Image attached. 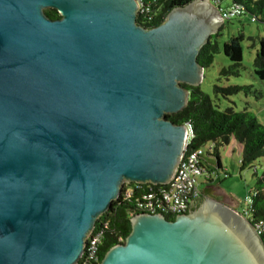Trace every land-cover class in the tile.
<instances>
[{"label":"water","instance_id":"obj_1","mask_svg":"<svg viewBox=\"0 0 264 264\" xmlns=\"http://www.w3.org/2000/svg\"><path fill=\"white\" fill-rule=\"evenodd\" d=\"M140 3L0 0V264H77L123 184L172 179L187 127L166 114L199 86L223 20L191 0L145 27ZM192 202L173 219L134 214L97 264H264L237 210Z\"/></svg>","mask_w":264,"mask_h":264},{"label":"trees","instance_id":"obj_2","mask_svg":"<svg viewBox=\"0 0 264 264\" xmlns=\"http://www.w3.org/2000/svg\"><path fill=\"white\" fill-rule=\"evenodd\" d=\"M191 0H140L147 13H137L136 21L145 26L159 24L166 14L175 6H182ZM242 5L245 13L250 14L258 20L264 21V0H233ZM44 13L51 19H57L58 13L54 9H45ZM150 17V20H147ZM219 32L211 35L208 41L201 47L197 61L204 68L208 67L219 50L228 58L231 64L220 70V75H238V66L241 60V47L239 42L243 39L241 34L223 41L220 45L216 40ZM253 74L261 81H264V40H259V48L252 59ZM189 90L186 106L177 113L166 114V117L177 124H188L191 129V139L188 148L202 147L206 143H213V151L209 154L216 159L219 168L218 150L228 144L233 138L241 145L239 169L253 167V162L264 156V126L259 123L253 112L244 108L236 111L232 107L220 110L212 99L200 90L199 86H186ZM252 85H229L226 87L214 86L215 93L226 96L238 93L241 90L250 91ZM255 168V167H253ZM255 170V169H254ZM135 185L134 183H132ZM152 184H139L140 188L146 189ZM254 195H251L250 212L254 219L264 220V171L254 184ZM129 206L125 202L116 199L112 201L109 211L102 214L100 221L106 222L103 238L99 244V261L103 254L113 245L121 243L118 237L125 236L130 231L128 215ZM167 219L174 216L165 215ZM264 244V234L261 236Z\"/></svg>","mask_w":264,"mask_h":264},{"label":"rangeland","instance_id":"obj_3","mask_svg":"<svg viewBox=\"0 0 264 264\" xmlns=\"http://www.w3.org/2000/svg\"><path fill=\"white\" fill-rule=\"evenodd\" d=\"M230 0L222 1V7L226 6ZM219 32L216 40L219 45L239 34L243 39L239 42L241 47V60L238 66V75H220L222 68L228 67L231 62L219 50L214 54L212 63L204 68L203 77L199 83V88L206 93L213 103L223 110L226 107H232L236 111L247 110L254 113L259 123L264 126V81L259 80L253 74L252 59L259 48V40H264V21L251 20V15L242 13L240 16L229 20H224L218 27ZM226 87L229 85H252L250 91L241 90L238 93L222 95L215 93L214 86ZM207 146H203V164L213 169L217 174H213V186L218 192L225 196H231L236 202L238 212L241 213L245 208L247 196H251L254 190V184L258 177L264 171V156L253 162V167L239 169L240 156L235 145H224L218 150V161L220 167L216 165V159L213 155L207 153ZM200 180V179H198ZM202 188V185L200 186ZM210 189L206 194L215 197L218 192ZM210 196V195H208ZM213 197V198H214Z\"/></svg>","mask_w":264,"mask_h":264},{"label":"built area","instance_id":"obj_4","mask_svg":"<svg viewBox=\"0 0 264 264\" xmlns=\"http://www.w3.org/2000/svg\"><path fill=\"white\" fill-rule=\"evenodd\" d=\"M209 1L218 9L223 21L245 13L242 5L233 0H230L224 7H222V1L224 0ZM137 13L144 15L147 13V8L140 3ZM147 20H150V17H147ZM251 20H255V18L251 16ZM185 125L187 127V138L183 153L175 173L168 183L152 184L146 189L140 188L138 183H134L135 185L132 183L123 184L117 199L128 204L129 217L141 212L160 213L164 216H175L179 213H185L188 211L191 202L201 196L200 185L207 180L213 179V174L217 176L214 170L207 168L203 164V146L188 148L192 133L189 125ZM205 145L207 146V153H211L214 147L213 143L209 142ZM254 194L255 192L252 191L251 195ZM246 199L245 208L240 214L251 223L254 232L261 236L264 234V220L252 217L250 212L251 196H247ZM105 227V221H100L94 227L86 239L84 253L77 264H97L99 262V244L103 238ZM118 241L123 242V238L118 237Z\"/></svg>","mask_w":264,"mask_h":264},{"label":"crops","instance_id":"obj_5","mask_svg":"<svg viewBox=\"0 0 264 264\" xmlns=\"http://www.w3.org/2000/svg\"><path fill=\"white\" fill-rule=\"evenodd\" d=\"M229 144H231V146H233V145L236 146L237 151H238V155L240 156L241 145L238 144L233 138H230L228 144H226V145H229ZM203 161L205 162V160H203ZM219 166H220V164H219ZM212 182H213V180H207L201 184L202 188L201 187L200 188L202 190V194H206L210 189H215ZM216 191L218 192V190H216ZM217 196L220 197V201H222L224 204H226L229 207L238 211L237 202L231 196L222 195L220 192H218Z\"/></svg>","mask_w":264,"mask_h":264},{"label":"flooded vegetation","instance_id":"obj_6","mask_svg":"<svg viewBox=\"0 0 264 264\" xmlns=\"http://www.w3.org/2000/svg\"><path fill=\"white\" fill-rule=\"evenodd\" d=\"M212 170H213V169H212ZM211 180H213V179H211ZM208 195L211 196V194H201V196H200L199 198L195 199V200L192 202V206H191V208H192L193 206H196V205L202 200L203 197L208 196ZM211 197H212V196H211ZM213 197H214V196H213ZM214 198L220 200V197H218V196H215Z\"/></svg>","mask_w":264,"mask_h":264}]
</instances>
